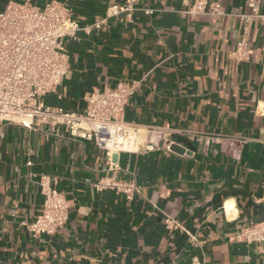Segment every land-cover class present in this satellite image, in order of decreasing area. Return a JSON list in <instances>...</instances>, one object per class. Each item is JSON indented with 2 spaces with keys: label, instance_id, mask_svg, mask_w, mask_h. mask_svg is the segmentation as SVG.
Returning a JSON list of instances; mask_svg holds the SVG:
<instances>
[{
  "label": "crops",
  "instance_id": "1",
  "mask_svg": "<svg viewBox=\"0 0 264 264\" xmlns=\"http://www.w3.org/2000/svg\"><path fill=\"white\" fill-rule=\"evenodd\" d=\"M63 1L82 25L104 22L71 42L70 73L44 100L81 110L88 92L137 82L125 120L145 137L113 163L114 176L140 192L129 199L96 188L113 164L94 141L0 119V264H264V241L234 239L264 220V18L248 24L253 51L238 61L231 53L248 0H220L217 17L183 13L195 0H139L131 20L110 14L127 0ZM187 141L191 153L166 148L190 150ZM42 174L71 202L56 234L24 224L42 208Z\"/></svg>",
  "mask_w": 264,
  "mask_h": 264
},
{
  "label": "built area",
  "instance_id": "2",
  "mask_svg": "<svg viewBox=\"0 0 264 264\" xmlns=\"http://www.w3.org/2000/svg\"><path fill=\"white\" fill-rule=\"evenodd\" d=\"M138 4L139 0H127L112 6L110 14L120 20H131ZM262 4L263 0H248L249 13L238 14L245 25L231 53L238 61L252 54L248 24L253 19L264 18ZM182 12L193 17L204 13L217 17L224 15L225 9L220 0H195ZM103 22L82 25L63 0H48L43 6L29 0H8L0 10V119L28 129H42L49 135L60 136L65 132L94 141L113 164V174L101 178L96 188H111L132 199L140 192V186L114 176L120 165L113 163V158L121 152H135L140 144L135 137L141 130L125 120V109L138 87L137 82L119 81L115 86L92 90L85 94L86 106L81 110L50 105L44 100L57 91L70 73L71 42L79 39L81 31L100 28ZM154 144L151 140L146 148L152 150ZM171 144L166 145L168 150ZM38 184L44 196L42 208L33 222L24 224L34 235L56 234L69 220L71 202L48 175H40ZM166 224L170 229L178 227L172 218H167ZM234 239L246 244L264 241V220L243 225Z\"/></svg>",
  "mask_w": 264,
  "mask_h": 264
},
{
  "label": "water",
  "instance_id": "3",
  "mask_svg": "<svg viewBox=\"0 0 264 264\" xmlns=\"http://www.w3.org/2000/svg\"><path fill=\"white\" fill-rule=\"evenodd\" d=\"M192 149L189 150V148L187 149V147L185 146H182L180 144H177V143H172L171 144V150L177 152V153H191V150H193V145L190 143V142H186Z\"/></svg>",
  "mask_w": 264,
  "mask_h": 264
},
{
  "label": "bare ground",
  "instance_id": "4",
  "mask_svg": "<svg viewBox=\"0 0 264 264\" xmlns=\"http://www.w3.org/2000/svg\"><path fill=\"white\" fill-rule=\"evenodd\" d=\"M141 138L142 137H135V139H137L138 141H141ZM226 207H227V210H228V212H231L232 211V209L234 208L233 207V205H232V201H228L227 203H226Z\"/></svg>",
  "mask_w": 264,
  "mask_h": 264
},
{
  "label": "rangeland",
  "instance_id": "5",
  "mask_svg": "<svg viewBox=\"0 0 264 264\" xmlns=\"http://www.w3.org/2000/svg\"><path fill=\"white\" fill-rule=\"evenodd\" d=\"M49 104H50V103H49ZM144 135H145V133H144L143 131H141V133H140L138 136H139V137H142V138H141V140H142V139L145 137Z\"/></svg>",
  "mask_w": 264,
  "mask_h": 264
}]
</instances>
